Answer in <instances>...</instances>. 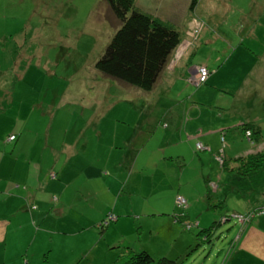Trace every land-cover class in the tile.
<instances>
[{
  "label": "rangeland",
  "instance_id": "rangeland-1",
  "mask_svg": "<svg viewBox=\"0 0 264 264\" xmlns=\"http://www.w3.org/2000/svg\"><path fill=\"white\" fill-rule=\"evenodd\" d=\"M136 1L140 10L154 15L166 11L163 9L170 3H177L175 7H178L183 2ZM246 2L233 0V6H244ZM236 22L231 27L234 31L238 30ZM116 28V21L104 0H0L1 68L11 71L13 77H25L27 84H21L22 88L34 96L51 88L59 89L65 94L60 105L62 110L91 107L85 111L86 119L91 111L94 116L102 113V144L104 148L108 145V155L113 153L115 146L125 148L129 138L136 140L138 151L133 155L130 168H126V164L120 166L124 175L119 173L118 177H124L123 182L130 169L148 172L154 164L163 168L169 179L168 188L147 195L142 190L131 192L126 184L123 190L122 185L118 187L117 193L108 192L112 194L106 199L103 197L101 204L68 206L57 225L52 226L70 235L54 241L46 238L42 247L40 241L35 240L32 249L41 247L43 252L38 255V264H113L126 247L134 252L146 250L154 259L152 264H160L163 258L174 264H226L240 227L233 212L245 214L246 209L240 188L244 185L232 181L238 164H231L233 169L229 173L221 168L220 159L229 160L251 150L264 152V111L256 108L250 111L258 114L255 121L262 131L261 142L257 145L248 140L240 127L227 129L223 136L218 133L215 142L209 145L204 143L203 137L187 139L188 135L183 136L182 144L169 143L164 140L163 127L159 124L163 113L153 108L166 107L170 103L184 106L188 111L183 122L194 129L197 123L188 117L195 115L199 123L206 121L211 106L224 107L216 101L222 99L223 102L230 96L184 79L189 83L182 81L165 92L151 93L156 103L148 105L145 97L136 96L137 91L143 90L112 81L94 66ZM256 33L259 39H264L263 28ZM184 89L188 94L195 93L192 99L195 103L191 101L185 105L187 96H178ZM47 102L48 98L44 104ZM149 123L156 125L153 127ZM196 142L209 149L198 151ZM178 151L184 157H177ZM170 153L176 154L174 158H169ZM114 155L108 157L109 170H114ZM251 182L258 187L256 189L261 187L264 191V168ZM178 197L185 203L180 204ZM182 214L185 216H180ZM94 219L90 227L81 229L83 223L79 221ZM215 222L216 228L206 231V235L202 229ZM53 248L57 249V256L50 251ZM73 249L69 261L58 260L64 257V251L70 254Z\"/></svg>",
  "mask_w": 264,
  "mask_h": 264
},
{
  "label": "crops",
  "instance_id": "crops-1",
  "mask_svg": "<svg viewBox=\"0 0 264 264\" xmlns=\"http://www.w3.org/2000/svg\"><path fill=\"white\" fill-rule=\"evenodd\" d=\"M190 3L191 0H183L178 7H175L177 3H170L163 9L166 11L155 14L170 21L181 32L182 40L154 88L148 92L137 91L136 96L145 97L148 105L155 104L151 93L165 92L182 81L189 83L184 79L189 80L198 66L207 67L209 74L203 84L209 89H218L217 94L230 97L223 102L217 100L216 103L224 107L211 106L206 121L199 123L195 115L188 117L197 123L194 129H189V124L183 122L188 111L184 106L170 103L153 109L163 113L159 124L163 127L164 140L182 144L183 136L188 135L187 139L203 137L204 143L209 145L215 142L218 133L223 136L229 128L241 129L244 122H257L258 114L250 112L254 108L264 111V39H259L256 33L259 28L264 31V0H247L244 6H233V0H197L192 9ZM135 6L140 10L136 0ZM235 22L236 31L231 28ZM195 27L200 29L199 33H193ZM16 77L0 66V264H38L46 238L54 241L70 235L52 226L57 225L63 210L77 204H101L103 197L106 199L112 194L108 192L117 193L121 185L123 190L128 184L131 191L133 174L151 178L159 167L154 164L148 172L130 169L123 182L124 177H118L119 173L124 175L120 166L126 164V168H130L133 155L138 151L136 140L129 138L125 148L112 149L115 164L112 165L114 170H109L108 157L113 153L108 155V145L104 148L102 144L103 114L94 116L91 111L86 119L85 111L91 107L62 110L60 105L65 94L59 89L51 88L34 96L22 88L21 84H27L25 77ZM186 91L178 94L187 96L185 105L195 94ZM46 98L48 102L44 104ZM157 117L159 114L155 122ZM10 135L15 137L8 140ZM251 152L254 150L248 154ZM169 155L172 159L176 154ZM177 157L184 154L178 151ZM163 173L167 178L166 172ZM143 183L141 181L140 185ZM253 193L250 198L241 194L245 214L264 200L263 190ZM94 221H79L83 223L81 229H87ZM238 224L240 227L226 264H264V215L254 214ZM37 239L41 247L32 249ZM50 251L57 256L56 248ZM73 252L74 249L70 254L64 251V257L58 260L69 261Z\"/></svg>",
  "mask_w": 264,
  "mask_h": 264
},
{
  "label": "trees",
  "instance_id": "trees-1",
  "mask_svg": "<svg viewBox=\"0 0 264 264\" xmlns=\"http://www.w3.org/2000/svg\"><path fill=\"white\" fill-rule=\"evenodd\" d=\"M104 2L114 17L117 28L103 54L96 60L95 68L106 78L119 84L135 87L144 92L151 91L161 71L181 42V32L170 21L137 9L135 0H104ZM196 2L197 0H191V9ZM241 129L243 133L247 130L251 132L248 138L251 143L257 145L261 142L262 131L258 123L244 122ZM233 163L238 165L236 174L232 175V181L244 185L240 188L247 198L254 194V190L262 191L261 187L259 190L256 189L258 187L251 185V180L260 169L264 168L263 151L256 150L229 160L224 158L220 161V166L224 171L231 173ZM138 177L140 178L137 179ZM131 178L133 193L142 190L147 195L167 188L168 180L159 168L155 169L151 178L140 173L133 174ZM141 181H144V186L140 185ZM247 183L250 184L247 185ZM263 205L264 200L246 214L259 213L261 210L259 207ZM215 227L216 222L202 231L206 234V231L214 230ZM153 261V257L146 250L134 252L126 247L113 264H152ZM159 263L174 264V261L163 258L159 260Z\"/></svg>",
  "mask_w": 264,
  "mask_h": 264
},
{
  "label": "built area",
  "instance_id": "built-area-1",
  "mask_svg": "<svg viewBox=\"0 0 264 264\" xmlns=\"http://www.w3.org/2000/svg\"><path fill=\"white\" fill-rule=\"evenodd\" d=\"M196 30L197 28L194 30L196 33ZM209 74V70L207 67L205 66H198L195 70H194V73L191 74V76L188 78L189 80H191L193 83H195L196 85H200V84H203L205 83L206 79H207V76ZM244 135L249 138L250 135H251V132L249 130L245 131L244 132ZM15 136L14 135H10L8 137V140H12ZM196 149L199 150V151H202L205 149V147L202 146L201 143H196ZM221 161V159H220ZM177 201L180 203V204H184L185 203V200L183 198H177ZM261 208L259 214H263L264 215V205L259 207ZM257 208V209H259ZM256 209V210H257ZM252 215H254V212L253 214H244V215H239V214H234V218H237L239 222H243V221H247Z\"/></svg>",
  "mask_w": 264,
  "mask_h": 264
}]
</instances>
